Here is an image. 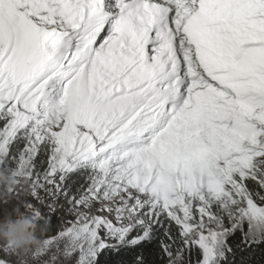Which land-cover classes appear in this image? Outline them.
<instances>
[{"label": "snow or ice", "instance_id": "1", "mask_svg": "<svg viewBox=\"0 0 264 264\" xmlns=\"http://www.w3.org/2000/svg\"><path fill=\"white\" fill-rule=\"evenodd\" d=\"M0 167V264H264V0H0Z\"/></svg>", "mask_w": 264, "mask_h": 264}, {"label": "clouds", "instance_id": "2", "mask_svg": "<svg viewBox=\"0 0 264 264\" xmlns=\"http://www.w3.org/2000/svg\"><path fill=\"white\" fill-rule=\"evenodd\" d=\"M18 186L17 178L0 167V246L28 252L42 246L48 225L26 199L14 195Z\"/></svg>", "mask_w": 264, "mask_h": 264}, {"label": "trees", "instance_id": "3", "mask_svg": "<svg viewBox=\"0 0 264 264\" xmlns=\"http://www.w3.org/2000/svg\"><path fill=\"white\" fill-rule=\"evenodd\" d=\"M24 146V140L22 138H18L16 141L13 142L11 148L13 151H17ZM51 155V148L48 144H43L37 150V154L33 159L32 163L34 168L39 173H44L49 167V158ZM10 172V171H9ZM10 175L12 173L10 172ZM14 176V175H12ZM71 177H79L81 180L84 179V174L81 171L73 172L70 174ZM66 180V184H67ZM76 183V180L73 179L71 184H68V187L71 188L73 184Z\"/></svg>", "mask_w": 264, "mask_h": 264}, {"label": "rangeland", "instance_id": "4", "mask_svg": "<svg viewBox=\"0 0 264 264\" xmlns=\"http://www.w3.org/2000/svg\"><path fill=\"white\" fill-rule=\"evenodd\" d=\"M37 208H40L41 210H43L41 205H37ZM0 250L4 251L5 253H9V254L15 253L8 246H0Z\"/></svg>", "mask_w": 264, "mask_h": 264}]
</instances>
